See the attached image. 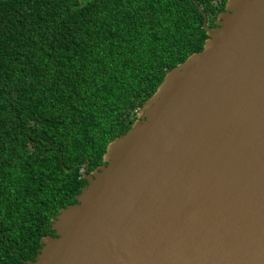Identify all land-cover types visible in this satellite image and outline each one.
I'll list each match as a JSON object with an SVG mask.
<instances>
[{
  "label": "water",
  "instance_id": "1",
  "mask_svg": "<svg viewBox=\"0 0 264 264\" xmlns=\"http://www.w3.org/2000/svg\"><path fill=\"white\" fill-rule=\"evenodd\" d=\"M203 17L28 264H264V0Z\"/></svg>",
  "mask_w": 264,
  "mask_h": 264
},
{
  "label": "trees",
  "instance_id": "2",
  "mask_svg": "<svg viewBox=\"0 0 264 264\" xmlns=\"http://www.w3.org/2000/svg\"><path fill=\"white\" fill-rule=\"evenodd\" d=\"M226 2L0 0V264L35 261L82 171L203 49V14L215 27Z\"/></svg>",
  "mask_w": 264,
  "mask_h": 264
}]
</instances>
